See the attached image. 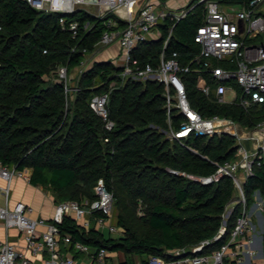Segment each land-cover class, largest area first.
<instances>
[{
  "label": "trees",
  "instance_id": "trees-1",
  "mask_svg": "<svg viewBox=\"0 0 264 264\" xmlns=\"http://www.w3.org/2000/svg\"><path fill=\"white\" fill-rule=\"evenodd\" d=\"M196 0H189L187 6ZM224 4H246L248 0H217ZM203 3L196 4L175 21L165 54L178 52L185 63L198 50L194 41L202 23ZM60 12L36 9L26 0H0V161L16 169H30L29 181L49 190L54 201L96 197L94 186L103 178L113 193L115 223L119 236H105L94 226L82 227L73 216L57 223L69 234L96 249L120 251L122 264H134L150 256L171 259L177 248L191 249L212 239L224 224L218 239L205 245L208 252L227 241L241 214L239 192L229 175L203 183L193 176L207 177L217 163L237 158V142L228 134L189 136L185 145L169 140L164 128L162 85L156 80L121 79V66L112 59L82 60L91 55L104 28V17L84 9L66 16L78 20L75 37L62 28ZM119 26L125 21L119 19ZM88 23L86 28L84 24ZM173 21L160 19L157 38L136 44L132 54L156 65L163 40ZM77 71L73 85L65 90L64 78ZM188 96L204 115L230 116L253 127L264 119V104L247 111L230 103H215L194 86L196 75L187 73ZM111 88L107 108L112 129L90 106L93 95ZM254 161L252 174L242 184L246 206L264 198V156ZM177 171V172H174ZM232 209L224 218L227 206ZM71 248V244L69 245ZM264 264V262H263Z\"/></svg>",
  "mask_w": 264,
  "mask_h": 264
},
{
  "label": "built area",
  "instance_id": "built-area-1",
  "mask_svg": "<svg viewBox=\"0 0 264 264\" xmlns=\"http://www.w3.org/2000/svg\"><path fill=\"white\" fill-rule=\"evenodd\" d=\"M36 9L60 12L61 27L68 28L72 36L77 35L78 20L67 22L66 16L77 9H84L97 16L104 17V28L95 44L94 54L98 49L117 42L121 48L119 71L120 78L134 80H156L162 85L164 95V128L159 129L169 140L185 145L189 136L228 134L237 142V158L217 163L216 170L207 177L193 176L203 183L229 175L239 192L242 202L241 214L236 218L234 227L227 241L208 252H201L205 245L218 239L224 231L225 220L212 239L203 240L191 249L177 248L171 251V259L150 256L134 264H242L245 258L253 259L258 253L255 246V223L253 216L262 215L264 198L255 191L256 200L252 207L246 206L243 191L244 179L252 174L255 160L264 156V119L250 127L230 116L219 114L204 115L190 102L186 83L190 78L187 73L196 75L194 86L203 95L215 103H230L248 110L255 104H264V0H248L246 4H224L217 0H196L194 4L178 11L159 10L153 0H26ZM203 3L202 23L196 28L194 41L199 50L187 62L178 59V52L165 54L175 21L184 17L192 8ZM168 17L173 21L163 40L162 52L156 65L142 62L134 57L132 51L137 43L148 39V34L160 19ZM119 19L126 23L119 26ZM85 23L83 28H86ZM85 64V58L81 65ZM58 74L67 85V70L58 68ZM92 96L90 106L99 115L106 129L114 126L109 117L107 103L111 88ZM227 93L232 95L229 97ZM177 172V171H174ZM0 176L6 180L2 193L4 202L0 204V220L6 228L15 227L22 234L26 247L32 255L44 254L41 263L34 261L8 239L0 240V264H76L73 256L62 252L61 244L70 245L78 251L92 255L97 264H103L109 250L95 248L75 240L69 234L60 232L57 223L64 215H71L84 228L94 226L116 231V225L110 222L113 193L106 187L103 178L94 186L96 197L79 202L63 200L54 206L50 220L34 216V208L21 200L9 204L10 182L13 178L23 177L29 180L26 169H16L3 165L0 161ZM232 206H227L226 218ZM120 229V227H119Z\"/></svg>",
  "mask_w": 264,
  "mask_h": 264
},
{
  "label": "crops",
  "instance_id": "crops-1",
  "mask_svg": "<svg viewBox=\"0 0 264 264\" xmlns=\"http://www.w3.org/2000/svg\"><path fill=\"white\" fill-rule=\"evenodd\" d=\"M158 8L161 10H171L170 8H166L167 6H180V4H184L187 0H153ZM153 34V35H152ZM160 36V31L157 28H154L149 34L148 38H157ZM94 54L96 57L102 58L100 59H112L117 63H120L121 60V48L117 42L110 44L108 46L102 47L98 49ZM93 54V55H94ZM27 173L30 175V169H26ZM6 186V180L0 176V204L4 202V196L2 193L3 188ZM21 200L25 203L30 204L34 208V216H42L47 220H50L54 213V206L56 202L53 199L49 190L44 189L41 185H33L29 180L23 177L13 178L10 182V195H9V204H13L15 201ZM110 222L113 225H116L115 221H112L110 218ZM117 226V225H116ZM117 234L110 236L117 237L121 234L122 230L117 226ZM98 229V228H96ZM103 232L105 236L104 228H99ZM108 235V236H109ZM8 239L13 242L17 248L23 251L27 256L32 258L34 261L41 263L42 259L45 257L44 254L32 255L30 251L26 247V243L22 234L15 227L6 228L3 221L0 220V240ZM62 252L71 255L75 258L76 264H97L92 255L86 254L83 252H78L74 250L72 247L69 248V245L61 244ZM95 248L91 246V251H94ZM258 253L255 258H245L242 264H252L253 260L257 259ZM125 256L120 251H109L108 256L105 258L103 264H122L121 262L124 260ZM263 264V262L261 263Z\"/></svg>",
  "mask_w": 264,
  "mask_h": 264
},
{
  "label": "rangeland",
  "instance_id": "rangeland-1",
  "mask_svg": "<svg viewBox=\"0 0 264 264\" xmlns=\"http://www.w3.org/2000/svg\"><path fill=\"white\" fill-rule=\"evenodd\" d=\"M188 1L185 2L184 4H180V6H174V5H171V6H167L166 8H170L172 11H178L180 9H184L187 7V4H188ZM161 10L160 8L158 9V11ZM153 35V34H152ZM100 59L102 58V56H100V58L96 57V54H91V55H88L85 57V64L86 65H89L92 60L94 59ZM110 59V58H109ZM78 72L81 71V69L79 68L77 70ZM77 71H73L71 74H68L67 75V85L70 86V85H73L74 81L72 80V78H74L76 75H77ZM232 94L231 93H227V96H231ZM253 205V204H252ZM252 205L250 207H252ZM249 207V208H250ZM262 215H263V218L261 217V215L258 213V215H255L253 216V222L255 223V246L257 247L258 249V256L257 259L253 260L252 264H261L262 262H264V202H263V207H262ZM115 213H116V210H112L111 212V220L112 221H115ZM122 230V228H120ZM104 231H105V234L108 236L109 233H111L112 235H116L117 234V231H110L108 226H106L104 228ZM262 236H263V239H262Z\"/></svg>",
  "mask_w": 264,
  "mask_h": 264
},
{
  "label": "water",
  "instance_id": "water-1",
  "mask_svg": "<svg viewBox=\"0 0 264 264\" xmlns=\"http://www.w3.org/2000/svg\"><path fill=\"white\" fill-rule=\"evenodd\" d=\"M78 10V9H77ZM262 239H263V236H262Z\"/></svg>",
  "mask_w": 264,
  "mask_h": 264
}]
</instances>
